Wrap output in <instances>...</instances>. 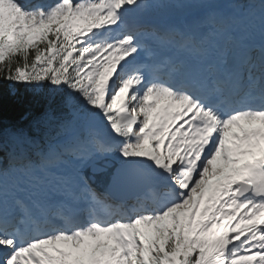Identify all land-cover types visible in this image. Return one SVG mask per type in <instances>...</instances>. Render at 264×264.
Segmentation results:
<instances>
[{
    "label": "snow or ice",
    "instance_id": "obj_1",
    "mask_svg": "<svg viewBox=\"0 0 264 264\" xmlns=\"http://www.w3.org/2000/svg\"><path fill=\"white\" fill-rule=\"evenodd\" d=\"M4 82L0 264H264V0H0Z\"/></svg>",
    "mask_w": 264,
    "mask_h": 264
},
{
    "label": "trees",
    "instance_id": "obj_2",
    "mask_svg": "<svg viewBox=\"0 0 264 264\" xmlns=\"http://www.w3.org/2000/svg\"><path fill=\"white\" fill-rule=\"evenodd\" d=\"M62 110L66 111L62 108L60 95L50 89L36 90L6 82L0 86V121L4 127L23 129L30 135H36L34 118L42 117L49 111L59 115Z\"/></svg>",
    "mask_w": 264,
    "mask_h": 264
}]
</instances>
